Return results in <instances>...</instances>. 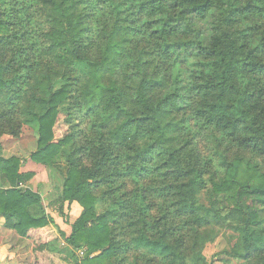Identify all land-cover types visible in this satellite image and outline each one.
<instances>
[{"label": "trees", "instance_id": "16d2710c", "mask_svg": "<svg viewBox=\"0 0 264 264\" xmlns=\"http://www.w3.org/2000/svg\"><path fill=\"white\" fill-rule=\"evenodd\" d=\"M93 1L0 0L4 228L33 241L31 264H123L121 253L129 264H211L202 250L216 228L237 236L227 258L264 264V0H130L127 10L102 0L95 6H113V22L91 41L83 8ZM155 57L183 64V83L159 89ZM72 99L92 120L87 132L71 125ZM186 109L227 151L210 190L190 140L179 139ZM33 126L29 159L62 179L48 208L63 217L65 203L81 207L69 235L21 188L33 174L2 156L4 136Z\"/></svg>", "mask_w": 264, "mask_h": 264}, {"label": "rangeland", "instance_id": "374dc122", "mask_svg": "<svg viewBox=\"0 0 264 264\" xmlns=\"http://www.w3.org/2000/svg\"><path fill=\"white\" fill-rule=\"evenodd\" d=\"M102 0L93 1L92 3L88 2L86 6H84L83 10L87 14L90 15V18L87 22V29H88V38L89 40L93 41L97 35L106 27H110V25L113 22V6H103V5H97ZM130 0H116V5H121L123 8L127 10V6ZM129 15V16H128ZM121 17H127V24H130L131 22H134L131 25V28L135 29L138 35H136V39L141 41L143 43L149 42L148 37V30L147 26H144L142 23H140V20L135 16H132L129 14V11H126L125 14H123ZM176 42L178 40H182V36L176 37ZM152 45V43H150ZM154 45V44H153ZM153 47V46H152ZM155 51H158L155 49ZM175 63V62H174ZM174 63L172 59H166V58H160L155 57L154 58V64L151 67L152 71L155 72L156 75H158L159 82V89H170L172 85L176 84L177 82L180 83L183 81L185 76L187 75V70L185 66H182L183 64H180L179 67H174ZM193 62H189L187 65L192 64ZM179 65V64H178ZM191 66V65H190ZM122 70L119 71V80H122ZM183 83V82H182ZM72 116H71V125L74 127V130L80 131L82 133L87 132L89 127H91L92 120L86 116V114L79 109L76 104L75 100L72 99ZM177 120H180L182 122L183 129L179 133V139L180 140H190L191 146L193 147V150L195 151L197 157H198V164L203 170V176L206 181L207 189H211V180L213 181H219L222 177L225 176V168H223L220 164L219 155L221 153H227L223 149V147L217 146L216 139L217 136L215 135L214 131L211 128L204 127L198 122L194 121L192 119L191 113L189 110H183L181 111L178 116ZM61 128H58L57 134L61 135L63 133V130ZM36 128L33 126L31 127H24L21 136L16 141V154L19 155V157L24 160L25 162L28 160L29 154L35 151L36 149ZM80 142V140H76ZM7 145V144H5ZM8 146V145H7ZM234 149H232L228 155L229 159L231 160L234 158L235 153ZM216 152V154H215ZM253 162L258 167H263L262 162L259 159H254ZM50 171V172H49ZM239 174L244 171V165H240L238 168ZM48 181L47 183H50V187L52 191L54 189L55 192H58L60 190V187L62 185V179L59 175V172L57 170H48ZM46 175V176H47ZM45 177V181L47 180ZM38 181V180H37ZM36 181V182H37ZM149 183V181L147 182ZM155 203L162 205V200H155ZM55 214V213H54ZM57 217V215L55 214ZM59 218V217H58ZM63 222L62 226L64 229H66L67 226H71V220L69 214L64 215L60 218ZM236 234L233 233L231 230H224L216 228L213 234L212 240H208L206 244L203 246V254L206 257L207 261L211 264H236L237 261L229 259L226 257V252H229L235 242H236ZM122 243H124L122 241ZM58 250L60 251H66L67 248H65L64 243L59 242L56 244ZM80 255V254H79ZM120 258L124 259L123 264H129L131 262V258L128 256V254L121 253ZM32 262V261H31ZM30 262V264H31ZM45 264H48L49 260L46 259L43 261ZM53 264H59L57 260H51ZM49 264H51L49 262Z\"/></svg>", "mask_w": 264, "mask_h": 264}, {"label": "crops", "instance_id": "0c3cea01", "mask_svg": "<svg viewBox=\"0 0 264 264\" xmlns=\"http://www.w3.org/2000/svg\"><path fill=\"white\" fill-rule=\"evenodd\" d=\"M17 140L18 139H13L8 136H4L2 138V156L4 158H9L12 156L19 158L21 161L19 173L33 174V177L24 185H22L21 188H28L31 191L38 193L41 197V203L43 208L46 210L47 214L53 219L55 225L65 235H69L71 226L69 225L66 227V229H64L62 226L63 222L60 219L61 217L58 216L57 213L51 208H48L49 203H51L53 200H56L59 195V191L55 192L56 189L52 191L50 183H47L48 181H51L47 179V171L51 169L46 168L42 164H38L31 161L29 157L26 162L22 160L19 155L16 154L15 143ZM5 144H7L8 146ZM45 177L47 179L46 181ZM54 213L57 215V217ZM80 213L81 207L77 203H65L64 215L69 214L71 220L70 224H72L75 219H77ZM46 231L47 235H56L55 229L53 227H48ZM59 242H62L63 244V241L60 238ZM34 247L35 245L33 244V241L31 239L21 238L14 230L4 228V219L0 217V264H30L32 260V250Z\"/></svg>", "mask_w": 264, "mask_h": 264}, {"label": "built area", "instance_id": "2783aa9c", "mask_svg": "<svg viewBox=\"0 0 264 264\" xmlns=\"http://www.w3.org/2000/svg\"><path fill=\"white\" fill-rule=\"evenodd\" d=\"M80 255H82V253H80Z\"/></svg>", "mask_w": 264, "mask_h": 264}]
</instances>
